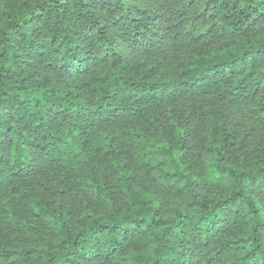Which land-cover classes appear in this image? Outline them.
I'll use <instances>...</instances> for the list:
<instances>
[{"label":"trees","instance_id":"1","mask_svg":"<svg viewBox=\"0 0 264 264\" xmlns=\"http://www.w3.org/2000/svg\"><path fill=\"white\" fill-rule=\"evenodd\" d=\"M256 128L264 0H0V264H264Z\"/></svg>","mask_w":264,"mask_h":264},{"label":"rangeland","instance_id":"2","mask_svg":"<svg viewBox=\"0 0 264 264\" xmlns=\"http://www.w3.org/2000/svg\"><path fill=\"white\" fill-rule=\"evenodd\" d=\"M68 82H73V78H67ZM200 106L201 104H199V102H197L196 99H188L185 102H183L182 104H179L178 106L181 109H184L185 111H189L190 113H192L193 117V124L197 125L200 122V119L198 117V113L199 111L196 110L197 106ZM215 107L218 109H223L225 110V114L227 116H229L233 122H237L238 127H242V129L244 131H248L251 127L252 124H255V120L253 119L251 113L243 107H236V106H232V105H227V104H222L219 102H208L207 104V108L210 109L211 107ZM172 107H167L165 109V113H166V120L167 121L169 119V117L172 114ZM165 125H168V123H164ZM245 124V125H244ZM247 125V126H246ZM185 132V129H180L179 131H175L174 135H175V139L178 143L180 136H182ZM253 135L257 137L259 143L261 144V146H264V130L260 129V128H256L255 131L253 132ZM221 138H223V135L221 136ZM159 146L160 147H165V145H167L166 141H164L162 139V137L157 138ZM261 147V148H262ZM68 201L71 202L73 204V206L76 208V210H83L84 205H85V198L82 196H70L68 198Z\"/></svg>","mask_w":264,"mask_h":264}]
</instances>
